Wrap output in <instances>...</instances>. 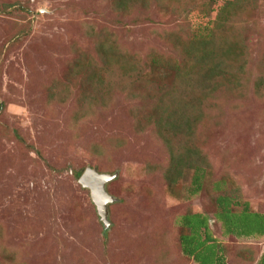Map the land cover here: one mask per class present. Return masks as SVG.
Returning <instances> with one entry per match:
<instances>
[{
	"label": "rangeland",
	"instance_id": "obj_1",
	"mask_svg": "<svg viewBox=\"0 0 264 264\" xmlns=\"http://www.w3.org/2000/svg\"><path fill=\"white\" fill-rule=\"evenodd\" d=\"M88 168L117 176L110 227ZM256 213L264 0H0V264H261Z\"/></svg>",
	"mask_w": 264,
	"mask_h": 264
},
{
	"label": "trees",
	"instance_id": "obj_2",
	"mask_svg": "<svg viewBox=\"0 0 264 264\" xmlns=\"http://www.w3.org/2000/svg\"><path fill=\"white\" fill-rule=\"evenodd\" d=\"M124 1L126 2L127 0H124ZM193 46H194V48H195L194 50H196L197 47H205V44L194 42V43H193ZM112 49H113V50H112ZM112 49H110L111 51H108V50H107V51L104 53V55L102 56V58H104L105 61L112 62V61H114V60L117 59L116 54H114V53L117 52V51L114 50V48H112ZM197 50H198V49H197ZM188 69H189V71H187V78H188V80H191V78H192V76H193V75H192L193 70H192V68H191V69L188 68ZM197 105H198V103H197ZM179 110H182V112H179ZM179 110H177V112H176L175 114H173V117H178V118H179V120H180V124L182 125V128H183V129L185 128V126H186L187 129H189L190 127H191V129H192V125L190 124V121H191V119H193V120H194V123L196 124V123H197L196 118L193 117L192 115H190V114L188 113V116H189L190 120H189V122H187V116H186L187 113H185L186 110H187V108L184 106V108L182 107V108L179 109ZM187 112H189V111L187 110ZM184 125H185V126H184ZM183 161H185V162L188 163V161H187L185 158H184ZM189 165L192 167V165H193V161L189 160ZM196 168H197V170L204 171L203 168H199L198 166H197ZM83 174H84V171L77 172V173H76V178H77L78 180H80V178L82 177ZM201 179H202L201 174H199L198 176H196L197 187H196V190L193 191V193H195V194L199 193L200 190L202 189V186H201V184H200ZM170 182H171V181H170ZM171 186H172V184L169 185V188H171ZM224 198H227L228 201L225 202V201H224ZM231 206H232V201H231V198H230V197H223V198L219 199V207L221 208L222 211L220 212L221 214L218 213V216L220 215L221 217H223V220L227 219L226 216H225V214L232 213V215L235 216L237 213H236V211H234V210L231 209ZM249 212H250L249 209H248V208H245L243 214H247V213H249ZM243 214H242V216H243ZM256 214H257V213H256ZM257 215H260V214H257ZM237 216H238V215H237ZM196 217H198V216H196ZM235 217H236V216H235ZM263 219H264V217H263ZM187 222H188V224H189L188 227H189L190 231H191V230L193 231V234H191V235H189V236H185L184 241H185V244L188 246V248H190L191 246L189 247V243H190L191 236L194 237V234H196L197 232L200 233V230H199V227L196 225V223L191 222V218H188V219H187ZM205 222H206V221L203 220L202 225H204L203 228H205V230H206V229H209V228L207 227V223H205ZM198 230H199V231H198ZM209 230H210V229H209ZM239 231H240V230H239ZM258 233H259V232H258ZM260 234H261V235H264V230L260 231ZM192 240H193V244H194V240H195V239L193 238ZM186 241H187V242H186ZM196 241H197V239H196ZM210 241H213V238H212V237H210L209 239H207V242H210ZM192 246H193V245H192ZM199 246H200V247L203 246L202 242H199L198 247H196V248H199ZM196 248H193L192 250L189 249V250H186V251H188L190 255H195ZM247 255H248L247 252L243 254V257H244V258L242 257V261H246V259H248L249 261H254L252 264L256 263V261H257V258H256V257L253 258V257H251V256H247ZM200 259H201V258H200Z\"/></svg>",
	"mask_w": 264,
	"mask_h": 264
},
{
	"label": "water",
	"instance_id": "obj_3",
	"mask_svg": "<svg viewBox=\"0 0 264 264\" xmlns=\"http://www.w3.org/2000/svg\"><path fill=\"white\" fill-rule=\"evenodd\" d=\"M116 178L117 176L103 175L96 169L88 168L79 180L83 188L91 191L92 199L106 227H110L111 224L109 206L114 202L107 191V186Z\"/></svg>",
	"mask_w": 264,
	"mask_h": 264
},
{
	"label": "crops",
	"instance_id": "obj_4",
	"mask_svg": "<svg viewBox=\"0 0 264 264\" xmlns=\"http://www.w3.org/2000/svg\"><path fill=\"white\" fill-rule=\"evenodd\" d=\"M243 214V213H242ZM236 215H239L238 213L236 214ZM261 215V214H260ZM261 216H264V214L263 215H261ZM210 222H212V221H210ZM209 223V222H208ZM222 223V225L223 224H225V222L223 223V221L221 222ZM208 227V226H207ZM209 229H212V224L210 223V228ZM229 232V231H228ZM238 235H229L227 238L226 237H224L225 239V245H227L226 243H228L230 240H231V238L232 239H234L238 244H240V245H242V244H244V242H242V241H240V238L239 237H237ZM245 237H248V238H250V237H253V238H258V237H261L262 239H264V235H252V236H245ZM262 239H260L259 241H262ZM255 240V239H254ZM211 242H213V241H211ZM210 242V243H211ZM210 243H208L209 245H212V244H210ZM246 244V243H245ZM213 245H216L215 243L213 244ZM246 245H248L247 247H250L249 245L250 244H246ZM264 246V245H263ZM249 249V248H248ZM263 249H264V247H263ZM226 250L224 251V255H225V257H226ZM261 255H264V251L262 250L261 251ZM227 258V257H226ZM217 259L219 260L220 259V256H218L217 257ZM261 260V264H264V256H262V258H260ZM201 260H203V259H201ZM259 260V259H258ZM202 263H203V261H202ZM226 263V262H225ZM204 264V263H203ZM254 264H257V261H256V263H254Z\"/></svg>",
	"mask_w": 264,
	"mask_h": 264
}]
</instances>
